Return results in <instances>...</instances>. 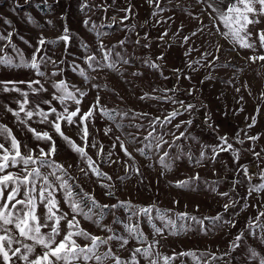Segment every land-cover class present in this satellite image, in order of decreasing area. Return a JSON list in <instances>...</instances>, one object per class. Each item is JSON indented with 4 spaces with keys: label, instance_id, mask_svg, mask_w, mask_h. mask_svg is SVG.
<instances>
[{
    "label": "rangeland",
    "instance_id": "374dc122",
    "mask_svg": "<svg viewBox=\"0 0 264 264\" xmlns=\"http://www.w3.org/2000/svg\"><path fill=\"white\" fill-rule=\"evenodd\" d=\"M229 2L230 0H224V3L219 6L226 8ZM81 4L82 0H0V34L8 35L11 33L12 42L23 52L26 59H30L38 38L40 36L46 39L57 38L61 35L62 28L66 23L73 36L69 48L73 55L66 58L62 57L63 46L58 49L48 46L47 54L58 63L61 59H64L65 63L60 64L59 68L51 64L47 68L42 65L41 70L48 74L63 70L60 78L69 82L70 85H76L89 91V95L83 99L80 105L82 112H86L94 102L95 97L99 95L101 104L109 110H126L129 112V117L134 113H146L149 117H159L163 120L179 104L164 103L155 99L142 101L139 97L145 93L150 96H162L161 92L154 91L153 88L176 89L175 93L169 92L167 95L169 97L174 96L177 101H183L185 104H195L199 108L198 111L194 110V114L191 116L185 113L177 117L168 126L169 131H172L176 124H180L189 118L193 119L191 128L183 125L180 129L184 131L187 128L188 133L195 138L178 142L183 145L184 151L190 150L193 157H196L200 154L203 146L217 144V132L212 131L204 124L207 115L211 117L209 123L213 127H218V134L220 136L227 135L229 143H232L234 148L239 151L238 164L233 161L230 153H221L218 157L220 162L214 166L207 161L202 165H197L195 159L189 162L184 157L174 163L171 171H165L154 163L155 157L149 161L139 155L135 149L142 148L144 146L142 143L129 144L125 135L112 122L101 118L97 113L94 127L89 126L90 136L88 140L103 144L105 157L109 151L112 152V155L109 162L104 163L96 156L95 148L89 147L86 151L97 161L100 170L112 177L111 181L104 180L101 182L114 185L115 197L113 198L105 195V190L97 183L94 175L90 173L88 177L84 176L80 169H86L87 165L80 162L76 154L71 152L47 125L39 123L40 118L38 116L34 115L28 121L29 126L37 132L49 131L57 146V154L53 159L62 164L69 175L74 178L70 183L79 184L80 188L93 195L100 204L112 205L118 201H130L139 206L155 204L161 210H171V213H188L198 218L214 217L221 214L225 219L235 223L234 228L225 226L223 229H218L205 221L208 234L204 235L198 230V225H195L194 222H188L192 230L187 235L173 237L165 232L166 238L154 237L151 228L146 223H142L141 227L149 242L153 239L161 241L160 246L156 247L155 251L161 253L162 256L175 257L173 264H195L191 257L180 255L184 252H195L197 257H201V253H206L207 255L201 257V264H225V261L227 264H255L250 258L249 249L254 248L258 253L264 255V246L258 243L257 237L248 233V221L251 220L254 224L258 222L255 218L258 216V212L264 211V194H253L250 197L247 195L248 181L242 168L248 167L253 183L258 180L259 169L257 164L259 163L260 169H264V99H262L264 97V61L257 60L253 63L249 59L252 56L264 55V49H261L256 41V33L264 30V17H261V23L249 25L248 28L252 33L249 42L256 43V50L253 51L252 49L241 48L238 44L234 45L231 38L225 39L222 33L227 32V29L223 27L221 22L213 19L215 13L207 8L206 4H198L196 0H164L161 6L165 7L166 5V10L156 17L151 16L153 6L148 3V0H115L114 5L113 0H87L88 7L84 10L81 9ZM130 4L132 5L130 18L121 23L122 18L126 15V12L121 9H127ZM63 16L67 17L66 21L61 19ZM29 17H31V21ZM113 17L116 18L115 21H113ZM85 20L89 21L88 28L84 26ZM92 23L98 26L103 25L99 31L108 33L101 38L106 47L116 46L117 52L131 58L132 63L130 65H119L120 72L124 73L123 76H118L109 71L93 73L94 79L89 84L72 71V61L81 67L84 66L82 62L83 50L80 47L81 41L87 42L93 53L99 57V53L95 51L98 41L95 35L89 31ZM126 25H135V32L127 31ZM217 27L221 29L219 33L216 31ZM164 32H167L168 35L162 43L159 41V36ZM137 33L141 38L147 34V40L141 39L140 44L137 45L135 43L138 38ZM20 37H23V40ZM185 37L189 38L187 43L184 42ZM125 38H127V44L123 48L119 47V42ZM24 41H28V44ZM29 44L32 47H29ZM145 44H150V47H143ZM218 46L220 48L219 53L216 51ZM185 52H190V54L185 57ZM205 52L211 53L206 60L202 59ZM5 53L18 61V57L12 52L10 45L5 47V51L0 53V56ZM162 53L164 59L156 62L160 64L163 76L147 68L141 62L142 59L151 58L155 60ZM41 54H43V50ZM217 56H219L218 60L216 59ZM197 60L201 61L202 66L194 65L195 71L186 68V63H193ZM216 64L229 66L218 68ZM174 69L182 70V77L178 82L173 72ZM133 72H140L142 75H130ZM185 75L191 76V80L183 78ZM206 76H211L213 79L205 80ZM31 79H40L48 92L39 95L29 92L28 103L25 105L26 111L33 109L41 99L51 98L49 95L52 92L50 83H45V78L37 77L33 70L0 66V81ZM201 81L204 82L201 83ZM228 81L230 83H226ZM92 84L99 85V88H93ZM8 87L12 88L13 85L9 84ZM16 87L28 91L26 84H17ZM34 87L38 86L34 85ZM188 90L194 91L188 95L186 94ZM24 99L18 92L0 91V124L10 128L13 135L22 143H27L30 148L35 150L39 145L47 151V145L42 141L33 140L32 134L21 127L14 115L6 110L11 108L13 112L18 111L19 103L17 101L22 103ZM69 105L70 108L75 107L71 102ZM53 106L60 110L58 102H54ZM40 107L45 111L49 110L47 105L40 104ZM257 107H259V113L256 111ZM23 115L24 113L21 112V117ZM129 117H124L122 122L125 125L141 124L143 130L137 131L135 128L125 127L124 132H131L139 140H143V137L148 135L149 119L131 120ZM49 119L52 117L49 116ZM253 119H255V124L251 129H248L247 125L252 123ZM117 120L119 121L120 117H117ZM105 127H111L113 131L109 135H105ZM240 129H245L249 136H259V139L255 143L247 140L245 133ZM63 130L77 144L82 145L74 128L72 130L64 128ZM157 131H160L159 127ZM237 133H239L241 140H244L242 145L235 142L234 137ZM116 136L125 142L135 164L124 156L119 141L115 139ZM166 139L171 141L172 137L167 136ZM0 142H4L2 137H0ZM113 144H115L114 149L110 148ZM210 151L211 148L209 147L208 153ZM175 152L176 149H172V153ZM253 152L260 153L261 159L259 161L254 157ZM149 165L152 166L149 167ZM134 167L139 168V175L133 171ZM8 171L15 172L18 169L9 168ZM42 171L47 172L48 169H42ZM197 175L200 179L196 181L194 191H186L174 186L178 182L191 180ZM119 177H130V179H125L124 183L121 184ZM204 181H207L208 184H205ZM212 182H218L216 184L217 193L227 191L231 194V198L221 197L212 192L208 186ZM233 182L238 183L233 184ZM74 191H79V189L74 188ZM57 199L60 201V208L65 212L69 211L59 192ZM225 204L229 205L227 212L224 211ZM42 213L43 208L41 207L38 209V215ZM116 214L121 220L127 222V213L124 210H118ZM77 218L80 220V226L89 233L97 236L107 235L106 232L96 228L83 218ZM112 220L113 216L109 215L104 223L112 225ZM260 220H264V218H260ZM157 224L159 226V222ZM112 226L117 233L123 234L122 225ZM61 229L63 231V223ZM42 231H47V229H42ZM253 231L259 233L260 230L256 228ZM240 232L244 233V237L240 246L232 250L230 248L231 242ZM77 242L82 246L86 243L80 238ZM134 247H147V245H141L133 240L125 249L117 251L116 254L121 258H127L130 255L129 249ZM104 250L101 249V251ZM40 251L39 247L35 249L37 254ZM226 251H229L230 255L225 257V260H211L212 255L219 257ZM141 264H145V262L141 260Z\"/></svg>",
    "mask_w": 264,
    "mask_h": 264
},
{
    "label": "snow or ice",
    "instance_id": "6c2138e0",
    "mask_svg": "<svg viewBox=\"0 0 264 264\" xmlns=\"http://www.w3.org/2000/svg\"><path fill=\"white\" fill-rule=\"evenodd\" d=\"M164 0H148V3L153 6L151 13L152 17L161 15L166 10L161 4ZM198 4H206L207 8H210L215 16L213 19L218 20L223 24V27L227 29V32L222 33L225 39L231 38V42L238 44L241 48L256 50V43H250L249 39L252 37V33L248 30L249 25H257L261 23V17H264V0H230L226 8H221L219 5L224 3V0H196ZM115 0H113V5ZM87 0H82L81 9L87 8ZM126 12V15L122 18L121 23L130 18L132 12V5L130 4L127 9H121ZM107 11V9H105ZM87 14V13H85ZM189 15H191L189 13ZM62 20L67 19L66 16L61 17ZM113 17V21H115ZM31 21V17H29ZM34 23V21H32ZM51 24V21H49ZM84 26L89 27V21H84ZM103 25L91 24L89 31H91L98 41L96 47V53H99V57L93 53L91 46L85 42H80V47L83 52V67L71 62L72 71L77 73L83 81L91 84L93 81V73H99L103 71H109L115 73L118 76H123L124 73L120 72L119 65H130L132 63L131 58L121 55L116 51V46L108 48L104 45L102 37L108 35L99 31V28ZM126 30L129 32H135V25H126ZM219 33L221 29L216 28ZM167 32L161 33L159 41L164 42ZM195 35V33H193ZM137 40L135 43L140 44V40H147V34L144 37H139L137 33ZM23 40V37H20ZM73 39L72 32L65 23L61 35L55 39H46L40 36L37 40V45L33 48L30 59H26L23 52L12 42V34L8 35L0 34V53L5 51V47L10 45L12 52L18 57V61L14 60L12 56L5 53L0 56V66L11 69H30L35 72L37 77L45 78V83H50L52 92L49 93L50 99H41L39 103L35 105L33 109L25 110V105L28 103L29 92L39 95L40 93H47L48 89L44 87L40 79L21 80V81H0V91L2 92H18L25 99L19 103V110L13 112L11 108H7L8 112H11L16 118L18 124L23 127L27 132L32 134L33 140L37 142H44L47 145V151L43 147L37 145V149H32L27 143H22L13 135L12 130L7 126L0 124V137L4 139V142H0V264H141V260L145 264H173L175 257H169L161 255L155 248L160 246L161 241L153 239L149 242L145 235L142 223H146L152 230L154 237L158 236L166 238L165 232L170 236L187 235L192 230L191 225L188 222H194L198 225V230L204 235L208 234L205 226V221L218 229H223L225 226L235 227V223L232 220L225 219L223 215L218 214L214 217L198 218L197 216L188 213H171V210H161L155 204L149 206L135 205L130 201H118L116 204H100L93 195L85 192L80 188L79 184L70 183L74 178L71 177L66 168L58 163L53 157L57 154V146L53 136L49 134V131L37 132L34 128L30 127L28 121L33 116H38L39 123L48 126L51 131L57 135L67 146V148L76 154L78 160L87 165V168H81L85 177L89 174L96 177V181L105 190V195L108 197H115L114 185L109 183H102L101 181H111L112 177L102 172L97 164V161L89 155V147L96 149V156L100 158L104 163L109 162L112 152L109 151L105 157L103 144H97L95 141L90 142L88 137L90 136L89 126L94 127L96 115L99 113L101 118L107 119L112 122L122 134L125 135L129 144L135 145L138 142L144 146L142 148H136L135 150L140 156L146 160L152 161L155 157L154 163L158 164L163 170L171 171L176 161L186 157L189 162L195 159V164L202 165L206 161L213 164V166L220 162L218 157L221 153H230L231 158L238 164L240 159L239 151L234 148L232 143H229L227 135L220 136L218 134V127H213L209 123L211 117L205 116L204 124L208 126L214 132H217V144L213 146H203L200 150V154L193 157L191 151L185 152L183 145L178 143L179 141H187L189 139H195L192 137L187 128L181 131L183 125H187L191 128L193 119L189 118L186 121H182L180 124L175 125V129L169 131L168 126L179 117L188 113L194 114V110L198 111L197 105L187 103L183 101H177L174 96L169 97V92L175 93L176 89H161L153 88L154 91H159L162 96H150L145 93L139 97L140 100L155 99L164 103L179 104V107L168 113L163 120L159 117H149L146 113H134L129 117L128 111H121L117 109L109 110L101 104V97L97 95L94 102L89 106L86 112H82L80 105L85 97L89 95V91L76 86L70 85L69 82L62 77L63 70L60 72L53 71L51 74L41 70L43 65L45 68L49 64L59 68L60 64L65 63L64 59H61L58 63L53 57L47 54L48 46L54 49H58L63 46L64 52L61 53L62 57H68L73 55L69 51L71 41ZM188 37L184 38V42L187 43ZM256 41L261 49H264V30H260L256 33ZM127 38L119 42V47L123 48L127 44ZM28 44V41H24ZM183 46V45H181ZM29 47L32 45L29 44ZM145 48H149L150 44L143 45ZM171 47V45H168ZM43 50V54H41ZM217 53L220 52L219 46L216 49ZM115 54V55H114ZM190 52H185L187 57ZM211 53L205 52L202 59H207ZM164 54L157 56L155 60L142 59V64L147 68L154 70L163 76L160 64L156 61H162ZM219 59V56L216 57ZM249 59L255 63L257 60L264 61V55L252 56ZM194 65L202 66L201 61L197 60L193 63H186V68L195 71ZM227 64H216V67H228ZM177 82L182 77L181 69H174ZM132 76H141L140 72L130 73ZM185 79L191 80V76H183ZM205 80H211L213 77L206 76ZM204 81H201L203 83ZM230 83V81L226 82ZM13 85L9 88L8 85ZM17 84H26L28 91L16 87ZM37 85L38 87H34ZM93 88H99V85L92 84ZM194 90H188L186 94L191 95ZM239 91V89H237ZM243 98L241 97V100ZM264 99V97H262ZM54 102H58L60 110L53 106ZM69 102L75 105L74 108H70ZM40 104L48 106V111L43 110ZM243 111V109H240ZM259 113V107L256 109ZM21 112L24 113L21 117ZM49 116L52 119H49ZM120 117V120H117ZM124 117H129L131 120L136 119H149L148 135L143 137V140L132 134L131 132H124V128H135L137 131L143 130L141 124H128L125 125L122 121ZM63 124V127H62ZM255 124V119L252 123L247 125L248 129H251ZM159 127L160 131H157ZM68 128L69 130L75 129L76 135L79 137L81 144H77L75 140L70 138L63 130ZM113 129L111 127L104 128V134L109 135ZM245 133L247 140L255 143L259 136H249L245 129H240ZM179 133V135H177ZM167 136H171L172 140L166 139ZM116 141H119L121 151L124 156L129 160H135L132 154L125 146V142L120 140L119 136L115 137ZM235 142L243 144L244 140H241L239 133L234 137ZM7 145V146H6ZM211 148L208 153V148ZM110 148L114 149L115 144ZM172 149H176L175 153H172ZM250 151H252L250 149ZM254 157L259 161L261 159L260 153L253 152ZM152 165H149L151 167ZM9 168H16L18 171H8ZM259 169L256 183L252 182V176L249 175L248 167H243L242 171L248 181L247 195L250 197L253 194H264V169H260L259 163L257 164ZM42 169H48L47 172H43ZM133 171L136 174H140L139 168L134 167ZM125 179L130 177H119L120 183L123 184ZM200 179L199 175L191 180L181 181L175 184L176 188H180L186 191H194L196 188V181ZM208 184L207 181H204ZM218 182H212L209 184V188L212 192L217 193L216 184ZM238 182H233V184ZM79 189V191H74ZM60 193L64 203L67 205L69 211L65 212L60 208V201L57 199V193ZM221 197H230L229 192L217 193ZM235 202V201H234ZM43 208V213L38 215V209ZM124 210L127 213V222L120 219L116 214L118 210ZM229 205H224V211L227 212ZM155 213V214H154ZM112 215V225H122L123 234L117 233L112 225L104 223L106 218ZM77 217L83 218V220L90 222L96 228L107 233L106 236H97L89 233L87 230L80 226V220ZM264 211L258 212V216L255 218L258 222L253 223L248 221V233L258 238V243L264 246ZM159 222V226L157 224ZM179 222V223H178ZM63 223V231L61 225ZM258 228L259 233L254 232L253 229ZM47 229V231H42ZM59 237V240L57 238ZM244 237V233H238L231 242L230 248L232 250L237 249L240 246V242ZM78 238L83 239L86 243L82 246L78 243ZM136 241L137 243L147 247H134L129 249L130 255L127 258H121L117 255V251L123 250L129 244L130 241ZM31 242V243H29ZM115 246V250H114ZM39 247L40 253H35V249ZM101 249H105L101 251ZM182 256H189L195 262V264H201V257L207 255L201 253V257H197L195 252H184ZM230 252L226 251L221 256H211V260L215 261L225 260V257L229 256ZM250 258L255 264H264V255L258 253L254 248L249 249ZM227 264V261H225Z\"/></svg>",
    "mask_w": 264,
    "mask_h": 264
},
{
    "label": "water",
    "instance_id": "95a60500",
    "mask_svg": "<svg viewBox=\"0 0 264 264\" xmlns=\"http://www.w3.org/2000/svg\"><path fill=\"white\" fill-rule=\"evenodd\" d=\"M178 107H179V106H178ZM178 107H175L174 110H175L176 108H178Z\"/></svg>",
    "mask_w": 264,
    "mask_h": 264
}]
</instances>
